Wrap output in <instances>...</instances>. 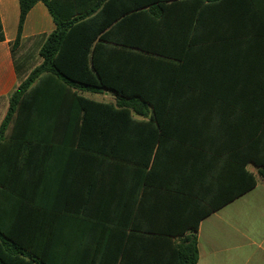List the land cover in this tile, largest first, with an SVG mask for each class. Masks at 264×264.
Instances as JSON below:
<instances>
[{
	"label": "crops",
	"instance_id": "0c3cea01",
	"mask_svg": "<svg viewBox=\"0 0 264 264\" xmlns=\"http://www.w3.org/2000/svg\"><path fill=\"white\" fill-rule=\"evenodd\" d=\"M207 5L203 43L162 72L175 93L153 101L158 114L132 112L120 128L116 114L84 121L52 96L45 114L35 102L7 127L15 160L0 151V180L45 209L48 263L183 264L196 232V264H264V0ZM18 22L19 0H0V125L55 29L41 1L15 44ZM81 94L114 102L108 91Z\"/></svg>",
	"mask_w": 264,
	"mask_h": 264
},
{
	"label": "trees",
	"instance_id": "16d2710c",
	"mask_svg": "<svg viewBox=\"0 0 264 264\" xmlns=\"http://www.w3.org/2000/svg\"><path fill=\"white\" fill-rule=\"evenodd\" d=\"M43 2L55 24L39 50L40 63L9 94L8 109L0 125L1 159L15 160L14 149L2 143L9 124L52 96L67 97L71 111L83 114L112 113L125 128L132 112L142 116L154 100L173 96L163 87V70L198 48L196 37L205 26L207 3L215 0H19L18 43L25 17ZM259 0H246L252 2ZM111 92L112 103H99L81 93ZM42 102V103H41ZM155 120H158L155 117ZM122 126V127H121ZM11 137L17 139L15 130ZM19 139V138H18ZM259 163V162H257ZM258 170L264 180V160ZM8 173V171H7ZM254 184V182H253ZM9 185L0 180V264H56L38 247V214H45L31 196H8ZM196 232L183 247V264H196Z\"/></svg>",
	"mask_w": 264,
	"mask_h": 264
}]
</instances>
